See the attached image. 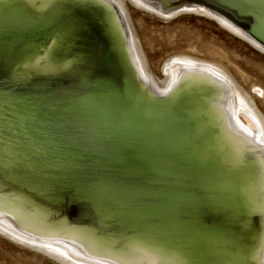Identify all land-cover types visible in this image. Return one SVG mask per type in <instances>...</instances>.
<instances>
[{"label": "water", "instance_id": "obj_1", "mask_svg": "<svg viewBox=\"0 0 264 264\" xmlns=\"http://www.w3.org/2000/svg\"><path fill=\"white\" fill-rule=\"evenodd\" d=\"M255 1L261 4V0H177L170 6L156 7L160 11L179 12L203 5L231 21L264 48V16L253 26L247 17L224 6ZM102 2H0V103L4 105L0 110V179L4 181L0 184V211L20 214L30 210V205L15 197V190L21 189L48 210V216L40 217L43 220L40 233L34 238L60 235L62 231L72 235L78 232L84 237L85 230L92 229L105 242L113 239L108 248L114 253L127 243L119 234L142 236L141 225L157 219L164 223L167 215L184 220L194 238L216 236L217 225L210 224L214 220L206 216L207 221H196L195 216L196 213L205 216L208 207L209 212L213 211L212 203H217L216 198L215 201L206 198L210 187L207 181L214 176L212 168H200V161L210 157L212 150L232 151L226 150L220 140L213 141L216 144L212 146L208 143L213 134L219 138L217 120L212 126V133L215 132L207 136L200 122L199 116L203 112L210 114L211 100L219 95L209 82L197 77L179 80L163 92L146 81L143 83L140 77L137 80L130 68L131 37L124 16L116 4L111 11ZM18 104L26 106L22 110ZM188 114H192V122ZM237 115L241 119L245 117L242 111ZM96 133H103L105 139L100 145L102 151L90 152L83 161L89 169V181L113 185L119 199L130 201L132 206H135L134 195L154 193L153 199L141 205L147 217L116 205L104 215L109 229L99 230L85 216V205L96 209L95 205L85 202L84 192L74 197L76 188L68 186L75 184L71 179L77 174L75 167L58 179L52 166L40 173L42 164H53L51 159L58 165L66 163L69 144L77 154L89 147L90 137ZM189 133L198 138L187 145ZM129 149L145 159L147 170L124 163ZM112 153L117 154L116 158ZM220 165L227 166L222 158L218 161ZM246 165L242 164V169ZM30 175L36 178L24 182L23 177ZM198 179H201L200 187ZM253 183L250 179L243 186L248 199L257 198L259 193ZM38 187L43 189L39 199L34 193ZM223 189L226 196L218 197L222 203L230 198L229 191ZM180 221L174 225L183 229ZM147 233L143 236L149 240ZM201 240L193 248L202 244ZM166 247L171 250L155 248L164 250L168 257L178 256L174 248ZM161 258L157 264H165L163 260L167 259Z\"/></svg>", "mask_w": 264, "mask_h": 264}, {"label": "bare ground", "instance_id": "obj_2", "mask_svg": "<svg viewBox=\"0 0 264 264\" xmlns=\"http://www.w3.org/2000/svg\"><path fill=\"white\" fill-rule=\"evenodd\" d=\"M48 1L51 0H37L38 3ZM97 1L100 3L103 1L102 3L111 11L113 4H116L120 8L131 37L130 45L132 52H129L132 58L130 68L137 80L140 77L143 83L146 81L157 91L163 92L179 80L197 77L209 82L219 95L211 100L210 114H203V112L199 116L200 122L203 124L207 136L209 133H212L217 120L218 129L221 131L219 138H215L214 131L213 135H211L212 140L210 141L209 139L208 143L212 146L216 144L213 141L220 140V142L224 143V147L227 148L226 150L231 148L232 151H224V153L217 151V153H214V150H212L211 154H209L210 157H206L200 161V168L208 166L212 168L214 176H212L210 181H207L210 187L208 188L209 191L206 198L209 201H215L216 198L217 203H212L211 207L214 208L213 211L209 212L208 207L205 216H200V213H196L195 216L196 221H207V217L214 220L215 222L210 224L217 225L215 227H217L219 233L216 236L205 237L202 240L201 237L203 235L199 233L202 236L194 238L192 233L189 234V225L187 226L184 220L180 221V219L177 220V217L167 215L163 223L165 227H158L157 232H155V227L150 228L148 226L149 221L141 225L145 231L141 235H145L147 231L149 240L145 236L131 235L128 232H124L125 234L121 233L119 235H123L121 237H124L123 240H126L127 243L121 245L118 253L123 252L124 255L101 257L95 254L94 241L104 239L102 236L99 238L92 229L85 228L87 230H85L84 237L78 232L72 235L68 231H62L63 233L60 235L53 233L42 239L34 238L36 234L40 233V222L43 221H40V217L48 216V210L34 202L31 195L27 196L21 189L15 190L13 188L16 199L30 205V210L20 211V214L12 211L10 213H1L0 211V236L23 248L38 251L60 264H157L162 260L161 256L167 259L163 260L165 264H264V213L257 212L249 216L241 215L239 211L245 202L252 206L264 207V111L258 105L259 102L264 107V89L255 83L250 84L249 88H246L243 85V82H246V74L230 59L222 47L213 44L205 47L204 50L207 55L202 54V50L198 49L197 46L188 44L185 51L174 53L165 58L160 63L158 67L159 73H157L151 65L144 42L134 25L135 23L129 10L133 7L162 18L165 22L186 14L202 16L215 21L222 29L245 41L263 55L264 48L239 30L231 21L203 5H197L194 8H184L183 11L178 12L177 9L166 11L157 9V7L162 8L165 5L170 6L177 0ZM254 3L260 4L256 3V1ZM260 9L264 11V6L261 5ZM5 54L6 52H2V55ZM23 105L18 104L17 106L22 109ZM3 108V103H0V110ZM241 111L244 113V119H241L237 115ZM19 115L21 116L22 114L19 113ZM188 115L189 122H192V114ZM197 138L198 136L194 133H189L186 138L187 142L185 143L187 145L195 143L194 141ZM242 151H245L244 156L240 157ZM220 158L224 159L227 166H218ZM51 161L53 164H42L40 166L43 169V172L40 171V173H44L50 166L56 169L57 162L52 159ZM242 164H247L244 169L241 167ZM2 165L6 167V165ZM37 170L34 169L35 172ZM39 176L42 177V174H39ZM23 178L25 179L24 182H26L27 180L35 179L36 176L30 175L27 178ZM56 179H58V176ZM250 179H253L256 192H259L255 199H248L245 196L246 192L243 186L247 185ZM200 180L198 179L197 181L198 187H200ZM3 182L1 178L0 184ZM211 183L214 186L211 187ZM241 184L242 186H240ZM223 188L230 193V198L226 202H223L224 204L221 202L222 198L226 196ZM42 191L43 189L40 187L36 188L34 193L38 199ZM201 197L203 200L206 199L204 195H201ZM218 197L222 198L218 199ZM4 198L3 200H6ZM12 202L14 201L12 200ZM137 204L138 202L135 201V206ZM85 207L87 211L85 216L92 220L94 227L99 230L104 228L109 229L104 216L98 215L94 208L87 205ZM141 214L143 217L148 216V213L143 211H141ZM152 217L156 219L154 214H152ZM179 221L183 229L176 228V225H174L175 222ZM86 226L91 225L86 223ZM78 230L80 232L84 231L83 229ZM151 231L152 233H150ZM218 237L222 238L218 239ZM198 240H201L202 244H205H203V249L201 250H199V247H202L201 242L198 247L193 248V245H196L197 243L195 242ZM224 240L236 241L234 245H230L232 255L236 258L232 260L226 259L225 261L218 258L224 246ZM105 243L108 247V245H112L113 239L109 238L108 242ZM166 246L174 248L178 256L168 257V254L164 250L160 251V249L155 248L160 247L169 250ZM147 247H153V251H145Z\"/></svg>", "mask_w": 264, "mask_h": 264}, {"label": "rangeland", "instance_id": "obj_3", "mask_svg": "<svg viewBox=\"0 0 264 264\" xmlns=\"http://www.w3.org/2000/svg\"><path fill=\"white\" fill-rule=\"evenodd\" d=\"M129 11L144 42L151 65L157 73L160 63L165 58L185 51L188 44L197 46L204 55H207L205 47L213 44L222 47L230 59L246 74V82H243L246 88L255 83L264 89V55L222 29L215 21L186 14L165 22L162 18L133 7ZM258 105L264 111V107L259 102ZM0 264L60 263L0 236Z\"/></svg>", "mask_w": 264, "mask_h": 264}, {"label": "snow or ice", "instance_id": "obj_4", "mask_svg": "<svg viewBox=\"0 0 264 264\" xmlns=\"http://www.w3.org/2000/svg\"><path fill=\"white\" fill-rule=\"evenodd\" d=\"M2 2V0H0ZM264 4V0H261V4L248 3L243 5H225L226 7L232 9L238 14H242L249 19V21L255 25L256 21L264 16V12L259 11L261 5ZM69 123V122H68ZM72 137V136H71ZM70 137V138H71ZM105 139L103 133H96L90 137L89 147L82 148V150L77 154L75 149L71 144H69L68 155L69 160L66 163H62L56 166V170L53 174L60 176L62 174L66 175L68 171L74 169L77 174L71 177L75 181V184L68 185L69 187H75L76 192L74 197H80L81 192L86 194V203L91 202L95 205L98 215L104 216L108 212L112 211L116 205H120L122 208H127L134 215H140L143 209L140 205L144 202L149 201L154 198V193L149 192L145 194H140L132 197V200L138 202L137 206H132L130 201L120 200L117 195V189L108 183L100 181H89V169L83 164V161L88 159V154L99 153L102 151L100 147L102 141ZM113 158H116L117 154L112 153ZM71 161V162H70ZM124 163L129 165L131 168H144L148 169V165L143 157H141L134 149H129L125 152ZM148 175L151 176V171L148 170ZM83 198V197H81ZM241 215H252L254 213L260 212L264 213V207L252 206L245 202L242 208L239 210ZM148 226L152 227H165V225L160 220H152L149 222ZM222 237H218L220 239ZM236 241L234 240H224V246L220 251L219 259L225 261L226 259H234L232 255V249L230 245H234ZM94 251L95 254L101 257H111V256H123L124 253H114L107 246L104 240L97 239L94 241ZM145 251L152 252L153 247H147ZM243 258V257H239Z\"/></svg>", "mask_w": 264, "mask_h": 264}]
</instances>
